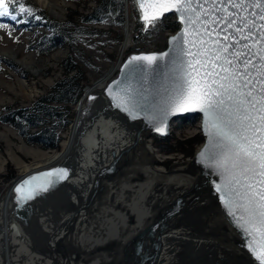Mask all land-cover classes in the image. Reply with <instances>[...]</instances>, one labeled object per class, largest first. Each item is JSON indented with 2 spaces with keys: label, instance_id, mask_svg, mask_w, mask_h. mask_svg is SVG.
I'll return each instance as SVG.
<instances>
[{
  "label": "bare ground",
  "instance_id": "1",
  "mask_svg": "<svg viewBox=\"0 0 264 264\" xmlns=\"http://www.w3.org/2000/svg\"><path fill=\"white\" fill-rule=\"evenodd\" d=\"M35 1L49 11L60 7L54 0ZM126 12L120 51L132 39L133 15ZM22 61L37 70L36 62L27 56ZM106 76L86 87L60 149L50 152L30 147L24 141L19 144L18 148L34 159L32 163L19 157L8 132L0 128V140H6L8 154L20 171L0 197V264H130L132 240L138 239L154 220L159 207L197 180L196 173L184 170L188 158L162 165L164 161L148 139L150 135L143 134L130 152L131 160L124 171L104 182V189L87 208L81 206L90 192L96 166L108 161L107 151L129 145L132 140L123 125L119 127L109 119L95 120L76 144L75 123L84 114L86 98L111 77ZM17 83L19 91L31 92L32 86L25 79ZM64 162L70 163L65 178L68 180L57 181L48 191L18 203L15 189L24 175L56 168ZM208 199L203 194L200 202L189 204L186 218L179 219L167 232L157 264H253L236 246L224 217L213 207L201 206Z\"/></svg>",
  "mask_w": 264,
  "mask_h": 264
},
{
  "label": "snow or ice",
  "instance_id": "2",
  "mask_svg": "<svg viewBox=\"0 0 264 264\" xmlns=\"http://www.w3.org/2000/svg\"><path fill=\"white\" fill-rule=\"evenodd\" d=\"M134 3L144 10L143 19L153 27L163 13L173 9L186 25L182 36L172 38L176 47L167 74L176 83L167 104L173 111L204 113L216 149L208 150L210 157L223 169L227 190L242 201L228 199L227 205L243 209L239 227L252 237L248 247L259 264H264V0ZM17 6L20 13L34 16L22 0H0V17L15 13ZM149 9L154 10L152 15ZM11 19L17 20V16L11 15ZM184 44L190 47L184 48ZM167 56L169 53L133 57L129 63L144 61L159 68L157 60ZM186 56L189 58L184 59ZM124 91L120 99L125 110L143 107L136 96L145 104L148 101L143 90ZM41 176L45 179L40 184L33 185L36 177H31L16 187L18 203L48 191L56 183L52 177L65 179L67 171L53 169ZM229 214L235 216L234 211Z\"/></svg>",
  "mask_w": 264,
  "mask_h": 264
},
{
  "label": "rangeland",
  "instance_id": "3",
  "mask_svg": "<svg viewBox=\"0 0 264 264\" xmlns=\"http://www.w3.org/2000/svg\"><path fill=\"white\" fill-rule=\"evenodd\" d=\"M54 1L60 4L56 11H49L35 0H22L24 6L33 11L34 16L20 13L17 6L15 13L10 12L9 16L0 17V25H4V27H0V80L2 81L0 82V113L10 106H30L32 100L47 93L53 83L63 77L65 73L61 67V61L64 57H68L73 64H77L84 74L82 92L76 101L69 105L70 122L66 128L58 130L60 139L56 148H43L37 143H28L16 128L0 121V128L8 132L12 147L26 163H32L34 159L18 148L21 142L24 141L30 147L42 151L51 152L60 149L62 142L67 137L70 123L76 116V104L84 96L86 87L91 86L99 77L104 75L109 77L116 74L119 59H124L130 51L161 50L166 46L167 36L174 31L162 28L158 20L154 27L152 24L145 25L139 18L138 8L134 0H121L119 20L107 17L103 23L94 24L82 21L78 14L92 12L94 7L98 5L97 0ZM40 10L48 17L60 21L69 20L70 26H74L78 30L73 36V42L63 43L49 52L37 49L36 44L39 37L43 33L49 32L44 24H37L39 20L42 21L43 19L42 16H38ZM126 11L133 15L132 39L128 46L120 51L119 45L124 39L123 23L126 19ZM13 14L17 16V20L11 19ZM36 16L40 19H35ZM172 20L175 21L174 16ZM24 56H27L28 60L36 62V71H33L22 61ZM20 79H25L30 83L32 86L30 93H24L17 89V80ZM199 121L198 117L193 118L192 121L188 119L175 120L170 126V132L164 137L155 133L150 135L148 139L151 140L154 150L164 161L161 162L162 165L166 166L178 158L187 159L193 155L203 141ZM7 148L6 140L1 139L0 197L12 185L13 179L20 174L18 165L14 159H11ZM129 253L130 260L133 253L132 251ZM120 257L122 258V255ZM123 259L125 260V257Z\"/></svg>",
  "mask_w": 264,
  "mask_h": 264
},
{
  "label": "water",
  "instance_id": "4",
  "mask_svg": "<svg viewBox=\"0 0 264 264\" xmlns=\"http://www.w3.org/2000/svg\"><path fill=\"white\" fill-rule=\"evenodd\" d=\"M136 5L139 18L145 25H149L143 19L144 10L140 9L137 3ZM153 11L149 9V15H152ZM170 14L174 16L179 26L167 36L166 46L161 48V50L128 52L126 57L118 63L116 74L109 77L107 82L97 92L89 93L86 98L87 107L83 112L84 114L75 123L77 125L74 132L76 144L84 138L83 136L86 131H88L95 120L109 121L111 119L117 126L120 127V124L123 125L132 135V140L129 145L121 146V148L117 149L110 148L107 151L108 161L104 160L96 166L97 168L91 177L90 192L85 198L84 204H81V206L87 208L91 200L104 189V182L116 178L124 171L128 162L131 160L130 152L138 144L139 138L143 134L151 135L155 133L164 137L170 132V126L175 120H186L187 118L198 117L203 141L198 149L194 151L193 155L188 158V164L184 168L186 171L192 170L196 173L197 180L185 190H180L174 198L159 207L156 216L153 218L154 220L139 234V240H132L133 250L131 249V251L133 256L130 264H157L159 250L166 241L167 232L179 222V219L182 221L186 218L184 216L186 215L189 204L200 202L203 194L208 196L209 199L201 206L203 208H215L224 217L228 227L231 228L235 237L236 246L250 258L253 264H259V261L248 247L252 237L239 227L242 221H239L238 217L244 214L243 209H233L227 205L228 199L236 200L237 203H242V201L234 193H230L227 190L226 177L223 174V169L218 168L215 161L210 157L208 150L212 149L216 151V149L214 148L210 135L212 130L206 124L204 113L199 110L187 112L173 111L170 105L167 104L169 93L175 87L176 83L171 74H167L169 73L170 67L169 60L174 54L173 49L176 47V42L172 38L182 36L186 27L180 18V14L175 9L163 13L162 16ZM183 47L189 48L190 45L184 44ZM162 53H169V56L157 60V64L160 65L159 68H157L156 64L149 66L144 61L129 63L133 57L146 55H156L159 57ZM188 58L187 56L184 57V59ZM125 89L134 91L143 90L144 95L148 97L147 103L145 104L141 97L136 96V100H139L143 107L135 110H125L122 99H120L125 96ZM129 109H131V104H129ZM161 120L163 121L162 123ZM158 129H163V131H158ZM201 153H205V155L202 156ZM69 166L70 163L64 162V164L56 168H46V170L28 173L20 180L19 185L31 177H36V180L31 181L33 185L40 184L45 179L41 176V173L49 172L53 169H64L68 171ZM52 179L56 180V183L57 181L63 180L57 177H52ZM68 179L64 180L66 181ZM15 203L17 202L15 201ZM231 211L235 212V216L229 214ZM125 259H127V256Z\"/></svg>",
  "mask_w": 264,
  "mask_h": 264
},
{
  "label": "trees",
  "instance_id": "5",
  "mask_svg": "<svg viewBox=\"0 0 264 264\" xmlns=\"http://www.w3.org/2000/svg\"><path fill=\"white\" fill-rule=\"evenodd\" d=\"M97 3L92 12L78 14L82 21L94 24L103 23L107 17L120 19L121 0H97ZM38 16L43 19L37 24H44L49 32L39 37L37 49L49 52L63 43L73 42V36L78 30L70 26L69 20L60 21L48 17L41 10ZM172 18V14L165 15L159 18L158 22L164 29L175 30L178 23ZM61 67L65 71L63 77L57 79L47 93L32 100L30 106H10L0 113V121L16 128L28 143H37L43 148H56L60 139L58 130L66 128L71 119L69 105L74 103L82 92L84 74L77 64L64 57Z\"/></svg>",
  "mask_w": 264,
  "mask_h": 264
}]
</instances>
